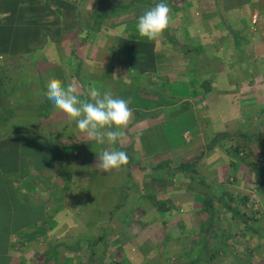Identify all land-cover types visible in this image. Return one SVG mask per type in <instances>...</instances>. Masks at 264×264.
Segmentation results:
<instances>
[{
	"label": "crops",
	"instance_id": "obj_1",
	"mask_svg": "<svg viewBox=\"0 0 264 264\" xmlns=\"http://www.w3.org/2000/svg\"><path fill=\"white\" fill-rule=\"evenodd\" d=\"M111 1L22 0L28 17L16 22L25 26V19L29 31L12 37V50L0 52V264H114L115 258L120 264H161L162 252L149 257L142 249L175 247L184 231L193 234L184 250L189 264H211L215 255H223L209 245L220 221L216 201L246 229L256 231L253 217L245 218L247 213L236 204L238 216L227 207L228 191L216 199L207 196L209 208L205 197L199 206L188 192L179 200V178L189 173L165 165L188 160V133L204 131L197 109L207 103L206 95L213 110V104L226 100L216 87L221 75L214 64L217 59L222 64L218 57L226 56L228 47L232 54L243 53V43L264 57V22L259 16L244 22L240 15L231 19L232 34L226 18L205 19L195 12L196 2L186 0L190 16L182 19L171 8L170 27L149 41L139 36L136 23L154 6L114 19L100 14L117 3ZM247 23L253 28L250 39L243 33ZM205 70L215 73L196 85L195 74ZM52 77L75 85L81 97L96 87L128 100L133 118L122 140L100 145L80 133L43 95ZM208 82L212 90L207 94L203 85ZM112 147L127 152L129 163L106 173L95 164L100 152ZM132 192L142 202V214L155 216L148 223L164 232L162 239L140 244L136 256L128 249L130 242L120 252L115 245L110 253L107 246L100 252L101 233L113 231L114 216L128 213L119 207L133 198ZM195 217L204 221L199 225ZM197 231L201 234L195 237ZM236 258L232 264H257Z\"/></svg>",
	"mask_w": 264,
	"mask_h": 264
},
{
	"label": "rangeland",
	"instance_id": "obj_2",
	"mask_svg": "<svg viewBox=\"0 0 264 264\" xmlns=\"http://www.w3.org/2000/svg\"><path fill=\"white\" fill-rule=\"evenodd\" d=\"M193 1L196 2L195 12L201 13L205 19L217 17L222 21L226 18L228 32L232 34L235 29L231 25V19H238L240 15H245L244 22L256 20L257 16H259L258 21L264 22V1ZM111 2L117 3L106 5L100 14L117 19L136 15L144 7L148 8L145 5L155 6L160 0H112ZM164 2L170 8L175 9L179 15H183L182 19L190 16L191 8H187L186 0H164ZM18 3H21L19 7H17ZM139 3H142V6L137 7ZM23 4L22 0H0V52L7 51L4 49L5 47H10L12 50V37L29 31V25H26L25 19L22 22L25 26L17 25L16 22V19L28 17V6ZM126 5L130 6L127 8ZM14 19L15 21H13ZM252 29V24H244L245 31L243 33L247 34L246 38H251L250 31ZM250 48V46L246 48L243 43V53L232 54L233 50L228 47L227 55L218 57L222 64H217L218 59L215 62V57H208L215 62L214 70L221 75L218 86H216L217 92L220 91L221 95L224 94L226 100L220 103L221 107L216 106L213 110L208 99L203 98L207 103H201L197 113L200 114V124L204 126V131L200 132V135L198 132L188 133L187 138L191 142L189 146L192 147L189 148L190 154L187 157L191 159L192 155L201 152L202 149L205 152L195 167L196 173H189L190 177H194V181H191L189 176H180L178 182L180 184L175 189V192L181 195L179 200L185 199L188 192V195H194L199 206H202L204 197L216 199L222 190L228 191V194L225 195V202H230L233 197L232 204H236L244 213H247L245 218L253 217L255 219L251 224L254 225L256 231L251 232L233 218L232 213L227 210L223 202L216 201L220 221L216 224V231H214L213 240L209 245L211 250L216 252L221 250L223 255H215L213 264H232L237 256L241 259L255 261L257 264H264V183L259 184L260 179H264V57L255 55ZM218 67L221 69L219 70ZM213 72L205 70V72L196 73L195 79H198L196 85H198L199 78L200 81L207 77L205 75L211 78L215 73ZM198 88L202 91L201 86ZM228 133L233 136L226 137L225 134ZM215 137H219V141L209 147V143ZM235 147H241L243 150L234 158L232 151ZM232 163H236L235 167L232 166ZM187 187H189V191H187ZM137 189H139L138 185ZM246 195L249 197L254 195L253 200L250 198V202L244 203L242 198ZM141 203L135 193L133 198L120 205L119 208L123 207L128 213L124 216H114V219L112 218L113 231L109 229V231L104 230L101 233L104 238L100 240V252L104 247V250H107L108 247L110 253L112 249L109 247L112 245H115L116 250L118 248L120 252L122 244L130 242L128 249L136 252V256L140 250L138 248L140 244L146 245L151 240L154 242L162 239L164 232L155 230L154 226L148 223L155 216L146 217L143 215L139 208ZM195 219L199 225L204 221L201 217H195ZM147 225H150V228L146 229ZM183 234V238L177 245H174L175 247L162 248L161 251L160 248H149V251L141 249L147 251L149 257L154 256V254H150L151 252H162L161 264H189L187 253H184V250L187 249V245H191L193 234L187 231H184ZM200 234L201 232H195V237ZM121 262L115 258L114 264Z\"/></svg>",
	"mask_w": 264,
	"mask_h": 264
},
{
	"label": "clouds",
	"instance_id": "obj_3",
	"mask_svg": "<svg viewBox=\"0 0 264 264\" xmlns=\"http://www.w3.org/2000/svg\"><path fill=\"white\" fill-rule=\"evenodd\" d=\"M171 11L164 0L145 10L137 18L136 28L139 36L149 41L160 38L172 23ZM43 95L52 102L56 110L75 122L80 133L86 134L100 145L106 142L116 145L121 141L133 118L128 100L114 97L108 91L102 94L96 87H91L85 96L81 97L75 85H65L60 79L52 77L47 81ZM128 163L127 152L112 147L100 152L95 167L107 173Z\"/></svg>",
	"mask_w": 264,
	"mask_h": 264
},
{
	"label": "trees",
	"instance_id": "obj_4",
	"mask_svg": "<svg viewBox=\"0 0 264 264\" xmlns=\"http://www.w3.org/2000/svg\"><path fill=\"white\" fill-rule=\"evenodd\" d=\"M208 86H210V87H208ZM203 88H204V90H205V93H209V91H211L212 90V87H211V85H210V83L208 82V83H206L205 85H203ZM206 98L207 99H209L210 97H209V95L207 96L206 95ZM211 99V98H210ZM216 99V98H215ZM209 101V100H208ZM215 101H218L217 99L215 100ZM210 103V102H209ZM215 103V102H214ZM215 105V107L216 106H220V104H219V102H217L216 104H213V106ZM210 106H211V103H210ZM221 107V106H220ZM219 108V107H218ZM264 132V131H263ZM221 135V134H220ZM224 135V134H223ZM225 136L226 137H228V136H233V134H225ZM219 141V137H215L210 143H209V147H212V146H214L215 144H216V142H218ZM204 149H202L201 150V152H199V153H196V154H194V155H192V157H191V159H188V160H181V161H177V162H174V163H168V162H166V167H170V166H173V168L174 169H176V170H178V171H183V172H187V173H196V169H195V167H196V165L198 164V161L201 159V157H202V155L204 154V152L205 151H203ZM241 150H243L241 147H235L234 149H233V156H234V158L236 157V156H238L239 154H240V152H241ZM263 153H264V151H263ZM165 163V162H164ZM164 163H162V165H164ZM161 165V166H162ZM235 165H236V163H232V166L233 167H235ZM141 166V165H140ZM161 166H159V167H161ZM205 199L206 200H204L203 202H204V206H205V208H209L210 206L208 205V198L207 197H205ZM232 199L233 198H231L230 199V202L228 203H226V204H228L227 205V207L230 209V210H232V211H234V215L235 216H238L239 214H240V212H239V210L237 209V207L236 206H233V201H232ZM246 201V200H245ZM245 216V215H244ZM241 219H244V223H246V224H248V220L247 219H245L244 217L243 218H241Z\"/></svg>",
	"mask_w": 264,
	"mask_h": 264
}]
</instances>
